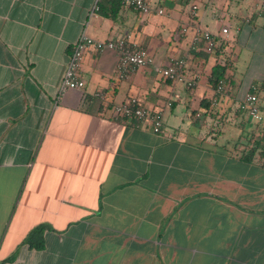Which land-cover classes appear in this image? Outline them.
<instances>
[{
  "label": "crops",
  "instance_id": "obj_1",
  "mask_svg": "<svg viewBox=\"0 0 264 264\" xmlns=\"http://www.w3.org/2000/svg\"><path fill=\"white\" fill-rule=\"evenodd\" d=\"M96 2L0 0V264H264L262 86L263 118L245 107L264 76L238 73L226 50L231 38L264 44V0H244L230 25L217 13L226 0H153L149 14L101 0L90 17ZM198 27L217 53L195 45ZM83 33L129 36L154 63L120 79L118 53L91 47L85 87L60 97ZM177 57L194 88L159 73ZM222 58L218 92L209 79ZM132 97L162 112V132L114 118ZM40 225L43 246L30 247Z\"/></svg>",
  "mask_w": 264,
  "mask_h": 264
},
{
  "label": "built area",
  "instance_id": "obj_2",
  "mask_svg": "<svg viewBox=\"0 0 264 264\" xmlns=\"http://www.w3.org/2000/svg\"><path fill=\"white\" fill-rule=\"evenodd\" d=\"M100 1L101 0H97L90 13V17L95 16L96 12L100 9ZM121 1L144 14L151 13L153 9V0ZM261 10V14L264 16V3H262ZM158 12L162 14L164 13V9L159 8ZM224 31L226 32L227 29H224ZM194 43L196 46L201 44L202 49L208 53H214L218 48V38L216 34L201 27L196 28ZM91 47H95L99 51L110 49L118 53L116 74L120 79H126L138 68L149 66L154 63L152 54L145 48L137 47L130 41L129 36L98 41L83 33L72 48L70 60L60 86V97L68 90L82 89L85 87L86 82L81 77V68L85 54ZM186 67V58L177 57L173 58L165 66L160 67L159 73L166 80L181 82L188 88H194L197 84L198 77L196 75L191 77L187 76ZM224 89V85L221 84L218 86L217 91L222 92ZM256 90L257 88L252 86V90L245 98V107L253 119L261 120L263 116L260 107V98ZM95 96L103 101L106 98L102 92H97ZM113 116L115 119L129 120L136 127H143L146 124H150L153 131L156 133L162 132L164 126L162 112L152 111L143 105L138 97H132L126 102L114 104Z\"/></svg>",
  "mask_w": 264,
  "mask_h": 264
},
{
  "label": "rangeland",
  "instance_id": "obj_3",
  "mask_svg": "<svg viewBox=\"0 0 264 264\" xmlns=\"http://www.w3.org/2000/svg\"><path fill=\"white\" fill-rule=\"evenodd\" d=\"M243 3L244 0H226V5L221 6V9L217 11L218 15L223 18L222 25H230L231 19L228 14L233 11L239 12L243 8ZM218 19H212L209 28H215L218 24ZM221 34L223 33L221 32ZM230 35L233 37L232 33ZM257 41V38H247L244 41L240 38H231L228 42L226 50L231 55V58L237 61L238 73L248 77L258 76V74H261V77L264 76V44H258ZM224 60V58L220 59L222 62Z\"/></svg>",
  "mask_w": 264,
  "mask_h": 264
},
{
  "label": "trees",
  "instance_id": "obj_4",
  "mask_svg": "<svg viewBox=\"0 0 264 264\" xmlns=\"http://www.w3.org/2000/svg\"><path fill=\"white\" fill-rule=\"evenodd\" d=\"M111 1H114L117 4H122L121 0H111ZM217 50H218V48H217ZM217 50L214 53H208L206 51L205 52L209 56L210 54L217 53ZM229 66H230L229 61H226L223 63H217L213 67L212 74H211L210 79H209L212 87L218 88L219 85H221V84L224 85L225 81L228 79L227 78V71H228ZM259 84L256 83L253 85L257 88L256 93L258 94V96L260 95V89L259 88L262 86V88L264 89V81L262 83H259ZM251 90H252V88H251ZM261 107L264 109V100H263ZM260 141L264 142V128L262 131ZM258 148H260V147L253 145V148L250 150V152H248V155H246V159L249 160L252 157L254 158ZM261 153L264 155V148L263 147L261 148ZM45 228H46V226L40 225V226L32 229L28 233V235L26 236L24 242L28 243L30 245V247H33V248L42 247L43 246V236H44L43 234H44Z\"/></svg>",
  "mask_w": 264,
  "mask_h": 264
}]
</instances>
